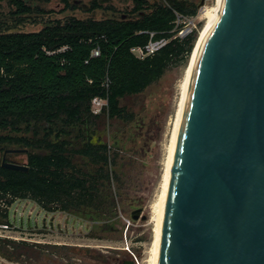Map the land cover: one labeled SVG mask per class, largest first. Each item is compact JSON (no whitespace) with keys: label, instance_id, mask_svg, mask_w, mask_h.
I'll return each instance as SVG.
<instances>
[{"label":"trees","instance_id":"obj_1","mask_svg":"<svg viewBox=\"0 0 264 264\" xmlns=\"http://www.w3.org/2000/svg\"><path fill=\"white\" fill-rule=\"evenodd\" d=\"M4 1L11 8V19L43 27L0 29V152L27 149L29 166L23 172L0 162V202L10 206L18 199H30L48 211L113 213L116 156L107 143L95 140L96 120L104 113L124 123L135 121L122 99L143 93L167 68L186 62L197 33L173 39L144 59L131 49L147 44L149 32L157 38L171 37L173 10L194 15L201 0H130L133 7L128 14L118 15L121 9L114 2L91 0L87 11L101 9L111 15L67 14L57 19L33 6L35 0L0 3ZM64 1V12L78 8ZM96 49L98 56L93 55ZM96 97L106 100L99 114L92 110ZM7 216L0 206V224L8 225ZM0 243L2 249L21 245L2 238Z\"/></svg>","mask_w":264,"mask_h":264},{"label":"water","instance_id":"obj_2","mask_svg":"<svg viewBox=\"0 0 264 264\" xmlns=\"http://www.w3.org/2000/svg\"><path fill=\"white\" fill-rule=\"evenodd\" d=\"M74 3L89 8L85 0ZM26 153L7 149L1 165L27 172V160H6ZM159 264H264V0H222L198 42Z\"/></svg>","mask_w":264,"mask_h":264},{"label":"rangeland","instance_id":"obj_3","mask_svg":"<svg viewBox=\"0 0 264 264\" xmlns=\"http://www.w3.org/2000/svg\"><path fill=\"white\" fill-rule=\"evenodd\" d=\"M219 1L208 0L207 5L211 8ZM123 3L114 1L113 5L120 10L125 8ZM45 7L62 9L56 2ZM10 12L7 2L0 3V29L8 26L11 31H38L43 27L42 23L19 24L11 19ZM67 14L80 18L111 15L102 11L89 15L77 9L51 18ZM204 24L205 19L202 27ZM189 58L167 68L143 93L122 99L121 105L136 115L134 122L124 123L104 113L96 120L95 140L99 138L107 143L112 156H116L111 181L116 196L115 211L103 214L89 209L48 211L30 199H18L10 206L0 202L8 215L4 218L8 225L0 224V238L21 243L4 249L0 243V264H123L126 261L149 264L154 237L151 206L159 192L180 97L179 87ZM12 158L27 160L24 154L12 155ZM138 208L142 212L134 220L132 212Z\"/></svg>","mask_w":264,"mask_h":264},{"label":"bare ground","instance_id":"obj_4","mask_svg":"<svg viewBox=\"0 0 264 264\" xmlns=\"http://www.w3.org/2000/svg\"><path fill=\"white\" fill-rule=\"evenodd\" d=\"M222 0L219 3L214 5L211 8H208L205 11L204 19L205 24L200 30L199 37L196 41L192 54L189 58L188 64L185 68L184 76L180 84V97L177 101V108L175 119L173 122V128L170 135V140L168 146L166 148V156L164 159V168L161 176V183L159 187L158 195L151 206V221H154V237H153V245L151 249V256L149 259V264H159V257L161 251V243H162V229L164 223V217L168 202V194H169V187H170V176L172 170V162L174 157V151L176 147L178 131H179V124L181 113L184 106V100L186 96L187 85L189 82L191 65L194 58V54L198 45V42L202 36V34L215 22L218 17V14L221 9Z\"/></svg>","mask_w":264,"mask_h":264},{"label":"built area","instance_id":"obj_5","mask_svg":"<svg viewBox=\"0 0 264 264\" xmlns=\"http://www.w3.org/2000/svg\"><path fill=\"white\" fill-rule=\"evenodd\" d=\"M205 0L203 5H199L197 12L194 15L184 14L178 10H173L175 19L173 21V29L171 31L172 36L155 37V32H149L150 39L144 46H137L131 49L133 55L139 59H144L150 55L155 54L159 50L163 49L171 40L180 39L183 40L200 31L204 21L205 11L209 8ZM93 55L98 56L99 50H94ZM106 105V100L96 97L92 101V110L95 114L101 113L103 106Z\"/></svg>","mask_w":264,"mask_h":264},{"label":"flooded vegetation","instance_id":"obj_6","mask_svg":"<svg viewBox=\"0 0 264 264\" xmlns=\"http://www.w3.org/2000/svg\"><path fill=\"white\" fill-rule=\"evenodd\" d=\"M70 2H73L74 3V1L75 0H69ZM91 0H85V2H86V4L89 6V2H90ZM101 3H104V4H109V3H113L114 1L113 0H99ZM53 2H56L57 3V6H60V7H62V9H60V10H54V9H48V8H46L45 7V5H48L49 3H53ZM121 2H124L123 4L125 5V8H122L121 10H120V12H122V13H126V14H128V12H126V11H129V10H131V8L133 7V4L131 3V1L130 0H122ZM8 4V3H7ZM33 6H38V7H40V9H42V10H44L45 11V13H43V14H45V16H48V15H50V16H55V15H57V14H61V13H63L64 12V9H65V7H66V4H65V1L64 0H50V1H48V2H45V1H42V0H35L34 1V3H33ZM78 6V8L77 9H80V10H82V12H84V13H88L89 15L91 14V15H95V14H97V13H99V11L101 12H104L103 10H101V9H97V10H95L94 12H89V11H87V10H84L80 5H77ZM76 9V10H77ZM73 11H75V10H73ZM66 12V11H65ZM64 12V13H65ZM60 18V17H59ZM52 19H57V18H52ZM1 153V152H0ZM2 154L3 153H1V157H0V162H1V160H2ZM12 156V154H7V156H6V160L8 161L9 159H10V157ZM135 210H137V209H134L133 211H135ZM133 213V212H132ZM11 258V257H10Z\"/></svg>","mask_w":264,"mask_h":264}]
</instances>
